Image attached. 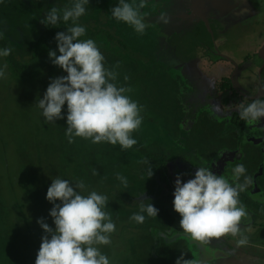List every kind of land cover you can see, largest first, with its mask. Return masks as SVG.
Here are the masks:
<instances>
[{
  "label": "trees",
  "instance_id": "obj_1",
  "mask_svg": "<svg viewBox=\"0 0 264 264\" xmlns=\"http://www.w3.org/2000/svg\"><path fill=\"white\" fill-rule=\"evenodd\" d=\"M97 2L98 0H90L86 14L79 20L87 29L86 35L81 39L95 41L105 57V67L119 73L115 81L118 87H139L141 90L138 97L131 92L129 93L132 94L131 98L144 109L163 107L164 112L156 113L158 119L154 117L155 121L151 115H143L141 128L133 133L138 143L128 150H122L118 144L115 146L109 143L93 144L91 140L79 137L75 138L74 143H69L65 135L66 105L62 113L65 119L57 120L55 124L42 121L43 126H39V133L44 137L48 135L53 142L44 148L36 147V151L32 148L28 155L19 156L16 164L4 160V168L8 171L13 168L14 171V175L7 177L9 186H13L11 189L14 191H23L25 194L22 203L12 199L9 207L18 213L24 209L38 213L30 212L25 220L17 215L13 222H8L9 207L5 208L3 206L5 203L0 198V264H35L44 235L37 221L44 218L50 227H55L49 215L53 205L46 199L47 190L52 178L55 177L74 182L82 180L87 187L83 194L96 191L108 197L106 211L111 214L116 231L111 235L110 249L100 247V250L111 256L112 264H175L176 259L182 254L188 259L191 252L183 240L186 239V235L180 227H176L181 217L178 215L176 218L177 213L170 202L173 185L171 177L166 172L168 157L170 160H176L182 155L178 161L184 163L188 160L189 154L196 153L197 157L194 154V161L189 163L191 170L196 172L198 167L203 166L201 160L210 158L226 144L235 145L230 141L232 134L239 139L233 127L228 129L225 122L211 119L205 110H201L199 115L189 122L188 127H185L186 112L190 107L185 103L187 99L184 97L185 85L178 70L162 64L154 57L149 60V65L144 63L143 65L141 55L136 56L131 52L132 56L124 58L122 51H127L129 47L125 42L126 37L119 35L120 32L114 35L108 29L118 28L121 26L120 23H116L111 17L101 20L98 26L90 25L97 24L100 20L95 10ZM53 6L61 8L71 6V0H3V3H0V21L3 22L0 29L3 30L5 37L0 40V48L11 46L13 49L8 57L0 58L2 65H7L6 75L10 79L3 87L16 86L17 92H29L32 98H43L40 92L47 89L50 81L66 75L58 66L52 64L48 53L54 50L59 55L55 36L58 32L66 31V28L71 26V21L67 23L61 21L54 28H46L40 22L45 18L47 9ZM152 11L151 8L150 12ZM150 45L155 49L153 39ZM106 47L110 49L109 53L104 50ZM170 71L174 76L171 75L169 78L167 75ZM125 76L128 77L127 80L124 79ZM160 87L167 89V94L161 95ZM236 118H240L239 115ZM160 120L166 123L176 121V126L182 127L181 134H178L168 130L164 125L169 133L168 141L175 147V152L171 146L168 150L163 146V140L160 138L163 134L161 131L163 124ZM233 124L237 125V122L234 120ZM55 139L61 142L58 147ZM52 150L57 151V154ZM44 151L52 153V156H59L60 161H56L54 159L56 157L48 158ZM236 152L237 149L234 148L232 154ZM244 155L247 159L249 157V160L256 159V151L248 150ZM145 161L150 162L152 166L151 178L148 177L149 165L145 164ZM250 162L245 165L254 161ZM0 168L3 170L2 165ZM93 169H96L98 175H93ZM191 170L189 174L193 177L195 172ZM117 174L127 178V187L117 179ZM161 184L166 186V195ZM142 200H150L159 213L157 218L147 217L145 214V222L137 224L131 221L130 217L139 212L141 203H150ZM29 205L31 207H27ZM260 226L264 228V222ZM258 230L264 232L262 229ZM115 241L121 243L117 250L114 248Z\"/></svg>",
  "mask_w": 264,
  "mask_h": 264
},
{
  "label": "clouds",
  "instance_id": "obj_2",
  "mask_svg": "<svg viewBox=\"0 0 264 264\" xmlns=\"http://www.w3.org/2000/svg\"><path fill=\"white\" fill-rule=\"evenodd\" d=\"M89 3L90 0H71V6L50 7L40 21L46 28H54L61 21H71V26L55 36L59 55L54 50L48 53L52 64L66 75L52 79L35 106L41 110L45 123L55 124L65 119L62 113L66 105L65 135L69 143L79 137L93 144H118L122 150H128L138 143L133 133L142 126L143 106L131 98V88L117 86L119 73L105 67V57L95 41L81 39L87 29L79 20L86 14ZM145 3L146 0H118L111 9V16L143 35L148 27L142 13ZM4 38L0 29V40ZM12 51L11 46L0 48V58L8 57ZM6 68V64L0 65V80L6 78ZM239 109L240 119L250 125L264 121V99L241 103ZM144 163L149 165L147 174L151 178L152 166L148 161ZM213 165L216 161L198 167L194 178L187 182H182V174H177L173 209L181 217L180 229L190 240L201 244L231 236L237 248L244 247L249 241L241 223L249 214L240 194L248 189L251 177L246 175L247 169L242 163L232 169L230 178L215 174ZM93 175H98L96 169ZM117 179L127 187L126 177L117 174ZM86 191L82 180L52 178L46 199L53 205L49 215L55 227H50L44 218L37 221L44 235L35 264H112L100 250L101 246L112 243L111 235L116 231V224L106 211L108 197L96 191L83 194ZM158 213L151 201L141 203L139 212L130 220L143 224L146 215L157 218ZM175 264H200V261L185 259L182 254Z\"/></svg>",
  "mask_w": 264,
  "mask_h": 264
},
{
  "label": "rangeland",
  "instance_id": "obj_3",
  "mask_svg": "<svg viewBox=\"0 0 264 264\" xmlns=\"http://www.w3.org/2000/svg\"><path fill=\"white\" fill-rule=\"evenodd\" d=\"M152 1L154 2L155 0H152ZM245 2L248 3L249 5H251L255 11L262 13V18H260V19L258 18V20L260 21V25H262V23L264 22V0H245ZM117 4H118V0H98L95 10H96L97 15L99 16L100 20L98 21L97 24L92 23L90 25L95 27V25L96 26L99 25L101 20H106V19L111 18L112 17L111 16V9L114 6H116ZM220 6H221V3H220ZM146 7H147V4L145 3V8ZM83 21H85V19H83ZM151 25L153 27H155L158 24L156 21H153ZM256 26H258V24L255 23L252 26V21L249 20L247 22V24L239 30V35L237 36V38H235L231 34L226 35L228 42L225 45L222 44L223 39L219 38V40L217 42V48L219 49L218 51H219L220 55H223L224 57H226L225 54L227 53L228 55H231V56L235 55L236 57H242V56L252 54L255 51L256 46L259 44V42H261L259 34H257V31L254 32L255 29H253V27H256ZM108 29L110 30V33L116 35L117 31L115 28L109 27ZM151 29H153V28L151 27ZM215 37H217V36L215 35ZM261 38H262V36H261ZM175 39H176V37H175ZM133 40L135 41V43L133 45L129 44L127 51H122V55L124 58H128V56H132L131 53H134L136 56L141 55L140 58H142L141 59L142 64L144 63L146 65H149V60L152 57H155L156 55L161 56L163 54L160 50L152 49V47L150 45V41L152 39L150 40L149 37H144V39L135 37V38H133ZM171 43L173 44L172 39H171ZM173 45H175V43ZM211 45H213V42H212V39L210 38V33H205L204 31H202V32L197 31L194 34L191 33L189 35V37H185L182 40V43H181V40H179V46H180L179 50H178L179 56H178V53L177 52L176 53H177L178 59L181 60V58H182L183 61H186V64H187L186 67H188V64H190L192 62V61H189L188 59H191L193 57L202 58L201 59L202 61L199 64H196L194 66H195L196 74L200 78H202L204 76V78H202V79L206 80L209 77V75H211V73L216 75V72L218 73V71H219V69H217L218 68L217 66H215V68H216L215 69L212 67L211 62L209 63L206 61L207 58L201 57L200 52L206 51V49ZM204 46H205V48H204ZM215 46H216V44L214 43L213 47H215ZM104 50H107L108 53L110 52V49L107 47L104 48ZM203 55H204V52H203ZM212 60L215 61L216 57L213 56ZM161 63L164 64L163 61H161ZM0 65H2L1 60H0ZM139 66H141V65L139 64ZM139 66H137V67H139ZM141 67H143V66H141ZM163 68L165 69L166 72L169 71V70H167V68L165 66ZM143 70H145V69H143ZM251 71L253 72L254 70H251ZM182 72L184 73V68H183ZM247 73L248 72H245L244 75L249 76V74H247ZM250 74H251V72H250ZM163 75H164V73H163ZM171 75L174 76L172 71H170L167 76L170 78ZM168 77H167V79H169ZM9 80L10 79L7 75H6L5 79L0 80V138L2 141V143L0 144V165L3 166V170L0 168V179H1L0 180V198L4 201L5 204L3 206L5 208H8L11 205L12 199L17 200V201L22 203L24 201L25 194L23 191L22 192L21 191H14V189H11L13 186L12 187L9 186V182H8L7 177L14 175V171H13V168H10L9 169L10 171H8L4 168V160L6 159V160L10 161L11 163L15 162V164H16V160H18V157L21 156L22 154L28 155V151L32 150V148L34 149V151H36V147L37 148H44V147L48 146V144H51L53 142V141H51V139L48 138V135H46L44 137V135L39 133V130H40L39 126L40 127L43 126L42 121H44V119L41 116L40 109L35 106L37 97L32 98L29 95V92H27V93L24 91H22V92L18 91L17 92L16 86H14L13 88H5V86L3 87V85L6 84ZM163 80H165V79H163ZM129 88H131L132 92L135 93L136 96L138 97V93L141 89L139 87H134V88L129 87ZM159 89H161V91H162L161 95H165L168 92L167 89L164 90L162 87H160ZM154 90L157 91V89H154ZM45 91H41L40 94H44ZM205 92L207 94H205V93L202 94V96H201L202 98H206L207 95L212 93V88L210 90L207 89V91L205 90ZM130 96H132V94ZM184 97H186V94L184 95ZM212 100L215 101V103H214L215 109L220 111L221 106L218 103L219 102L218 98L217 99L213 98ZM186 101H187V104L192 105L193 107L195 104L198 107L197 104L200 103V99H198L197 95L188 96ZM216 103H217V107H216ZM159 112L160 113L164 112L163 107H162V109L160 107L155 108V109L154 108H148V109L143 108L142 115H144V116L151 115L153 118L155 117L158 119V116H156L155 114L159 113ZM155 118H154V121H155ZM160 122H161V120H160ZM161 123L163 124V125H161V131L163 132V134L161 135L160 138L163 140V146L166 147V149L168 150V147L171 146V144L168 141V139H170V137H169V135H168L169 133L166 131V128L164 127V125L166 127H168V130L170 129L174 133L176 132L178 134H181L182 127L181 126L177 127L176 121H174L172 123H170V122L166 123V121H162ZM148 125L150 126V124H148ZM178 128L180 130H178ZM253 128H254V126H253ZM175 136L178 137L177 134H175ZM54 142H55L57 147L59 146V144H61V142L58 139H55ZM6 143L8 144L7 146H6ZM189 144L190 143L188 142V145ZM185 146H187V144ZM174 148L175 147L171 146V149L175 152L176 150ZM234 148H237L239 151L237 153V155L244 156V157L246 156V155H244L245 152H247L248 150L249 151H256V155H255L256 159H251L250 161H252V162L253 161L257 162L258 160L261 161V159L264 156L261 154L263 152L261 150L262 149L261 146L250 144V143H242L241 146H233V147H230L229 144H227L226 149H225L226 150L225 156L228 157V156H230V154L234 155L231 152ZM53 152L57 154V151H53ZM219 152H221V151H219ZM44 154L48 158L56 157L54 159L56 161L57 160L60 161L59 156H52V153H48L46 151H44ZM194 154L197 157L196 153L189 154L187 156V159H188L187 161L193 162L194 161ZM215 154H216V152H215ZM32 156H34V155H32ZM179 156H181V155H179ZM217 160H218V158H216V156H215V158L212 160V162L216 161V164H218ZM168 161L171 162L169 157H168ZM237 164H233V163L226 164L225 172L227 173L229 168L232 171V169ZM244 166L247 167L246 175L251 177V184L250 185L254 186V184L256 182L255 181L256 177L262 175L261 167H259L257 163L247 164ZM168 172H169L168 175L171 177L173 184L175 185V180H176L177 176H176V172L174 170V166L171 163L168 164ZM262 176L264 177V173ZM259 183H261V181H259ZM161 188L166 195L167 194L166 186L161 184ZM174 190H175V188H174ZM173 200H174V196L172 195L171 202H173ZM27 207H31V206L29 205ZM30 212L33 214L38 213L37 211H32L30 209H24V211H20V213H18L16 210H12L9 207L8 208V216H7L8 219L7 218L6 219L8 222H13L14 219H16L18 216H20L21 219L25 220V218L27 217V215ZM178 215L179 214H176V218H178ZM12 216H14V217L12 218ZM249 218H250V221H248V222H250V223H245V222H243V220L241 223L242 231H243L244 235L247 236L249 243L247 245H245L244 247H240L238 249L241 251L244 250V252L245 251H248V252L254 251V253L259 254L260 251L258 250V248L253 247L252 243L255 242V244H256L258 242H264V232H260L258 230V229L264 230V228H261V226H260L261 223L264 222V220H262L258 215L256 216L254 214H252L251 217H249ZM176 225H177L176 226L177 228L180 227L179 221L177 222ZM185 238L186 239H183V240L186 241V243L188 245L187 247L190 249V252H191V255L189 256L188 259H197L200 261V264H226V262L224 260H222V258L225 256L228 257L229 253L227 252V250L228 249L231 250V249H233V247L237 248L236 240L234 238H232L231 236L222 237L219 240L213 239L210 243H207V244H201L200 242L192 241L187 236H185ZM167 240L170 241L172 239H167ZM115 243L116 244H115L114 248H115V250H117V248H119L121 246V243H119V241H115ZM101 247L102 248L108 247L107 248V250H108V249H110L111 245L101 246ZM219 247H222L224 249V252L222 251V248H219ZM115 253L119 254V252L118 253L115 252ZM239 253H242V252L239 251ZM245 253H247V252H245ZM245 253H244V255H245ZM262 253L264 254V251H262ZM33 255H35V254H33ZM237 255H238V253L236 252L234 254V256H237ZM107 256L109 257L110 255L107 254ZM109 259H111V256Z\"/></svg>",
  "mask_w": 264,
  "mask_h": 264
},
{
  "label": "flooded vegetation",
  "instance_id": "obj_4",
  "mask_svg": "<svg viewBox=\"0 0 264 264\" xmlns=\"http://www.w3.org/2000/svg\"><path fill=\"white\" fill-rule=\"evenodd\" d=\"M167 2H174V0L171 1L155 0L154 2L152 0H146V4L150 5L149 7L152 8V10L155 11L156 13L159 12L158 9L166 8ZM176 2L177 5H175L174 9H169V10L167 9V12L172 14L176 13L178 17L181 14V11L184 9L183 2H185V0H176ZM234 4H238V3H234ZM240 5L242 6V9L245 8L247 12L248 10L251 11L253 10L254 13L258 12L255 11L252 8V6L246 3L244 0H240ZM163 12L165 13V10H161L160 14ZM257 16H259V19L262 18V13H257ZM249 20L252 21V26L255 23L258 24V26L253 27V29H255L254 32L257 31V34H259V37L261 39V42H259V44L256 46L255 51L250 55L242 56L241 59H239V61L235 60L234 57L235 55L231 56L228 55L227 53L225 54L226 57L220 55L218 51L219 49L217 48V42L219 38L223 39L222 42L223 45H225L228 42L226 35L231 34L235 38H237V36L239 35V30L243 26H245ZM228 22L229 21L225 23L226 26L222 25V31H224L223 35H221L222 32L220 34L216 32L217 37H215V34L213 36L210 35L213 45L209 46L206 49V51H203L204 55L203 52H200L201 57L207 58L206 61L209 63L211 62L213 68H215V66L218 67L217 69H219V71L218 73L216 72V75L211 73V75H209V77L206 80H203L202 78H204V76L200 78L196 74L194 65L199 64L202 61L201 60L202 58L200 57L198 58L193 57L191 59H188L189 61H192L190 64H188V67H186L187 66L186 61H183L182 58L181 60L178 59L179 56L178 50L180 47L179 40H181L182 43V40L185 37H189L191 33L194 34L195 32H197L198 30L196 29H198V27H195L194 29H192V31H186L187 34L184 35L181 33L182 31L179 30V28L171 27L169 32L174 31L175 35L169 38L167 37V34L169 33L168 32L165 36L158 37V43L164 42L165 44L168 43V45L170 46L172 39L173 44L175 43V45L172 46V48L174 49L171 51L170 50H165L164 52L161 51L163 54L161 56L156 55L154 59L156 58L159 61H163L164 64L172 67V69L178 70L177 72L185 85V94L187 98L188 96L191 95H197L198 99H200V103L197 104L198 107L196 106V104L194 105V107L192 105H189L190 110L186 112L187 118L186 121L184 122L185 127H188L189 122L192 121L194 118H196V116L199 115V112L201 110H205L211 119L225 122V126H227L228 129H231V127L234 128L237 136L239 135L238 136L239 139H236L235 138L236 136H234L233 134L230 137V141L232 143L233 142L235 143L234 146H241L242 143L259 145L261 146L262 148L261 150L263 151L262 153L264 155V121L256 122L250 125L245 121L241 120L240 118H236V116L239 115V110H240L239 105L241 103L247 104L255 99H264V62L258 56V52L264 44V22L262 23V25H260V21L258 19H251V16H247L246 20L241 21V23L237 22V23H233V25H230V23ZM197 23L203 27L201 28L202 31H204L205 33L208 32V30L206 29L207 27L206 28L204 27L205 25L204 21H202L199 17L196 16L193 19L192 23L190 24L196 25ZM224 27H226V29H224ZM152 39L154 40V37ZM158 43L157 41L155 42L156 45ZM214 43L216 44L215 47H213ZM176 52L178 53V56ZM213 56L216 57L215 61L212 60ZM183 68H184V73L182 72ZM251 70L254 71L252 72ZM245 72H248L247 74H249V76L244 75ZM211 88H212V93L207 95L206 98H202L201 97L202 94L204 93L207 94L205 90L207 91V89L210 90ZM213 98L215 99L218 98L219 101L218 103L221 106L220 111L215 109L214 107L215 101L212 100ZM216 107H217V103H216ZM234 120L237 122V125L233 124ZM226 145L223 146L220 150H218L216 154L215 153L212 154L210 158H207L206 160H201V164H203V166L211 165L212 160L216 156V158H218L217 160L218 164L212 166L213 172L217 175H224L226 178H229L232 175V171L229 168L227 173L225 172L226 164L242 163L245 165L246 163H249L250 160L249 157L247 159V157L237 155V153L239 152L237 148H236L237 152L234 155L230 154V156L226 157L225 156ZM181 156L177 158L181 159ZM178 159L170 160L171 162L169 161L167 162V167H166L167 174L169 173L168 164L171 163L174 166L176 176L177 174H182L181 176L182 182H187L189 179L194 178V176L192 177L189 174V171L192 169L189 166V163H191V161H186L188 163L186 162L182 163L180 160L178 161ZM253 163H257L258 166L261 167V171L263 175L264 156L261 159V161L258 160L257 162L254 161ZM191 171L195 172V170H191ZM262 175L256 177L255 180L256 182L254 186L249 185L248 189L240 194V200L242 204L246 207L249 217H251V215L254 214L256 216L258 215L262 220H264V177ZM259 181H261V183H259ZM172 185H174L173 181H172ZM173 192H174V186H173ZM171 197H170V202H171ZM171 203L173 204V202ZM248 221H250V218L243 220V222L245 223H250Z\"/></svg>",
  "mask_w": 264,
  "mask_h": 264
},
{
  "label": "crops",
  "instance_id": "obj_5",
  "mask_svg": "<svg viewBox=\"0 0 264 264\" xmlns=\"http://www.w3.org/2000/svg\"><path fill=\"white\" fill-rule=\"evenodd\" d=\"M183 3L184 9L182 11L179 10L181 11V14L178 17L176 13L172 14L167 12V9H174L175 5H177L176 0H174V2H167L166 8L158 9L159 12L157 13L155 11L150 12V5H147L146 8L144 7L142 9V13L145 17V22L147 23L148 27L143 35L137 34L130 26L122 22H117L115 20L116 23L121 24L120 27L115 28L117 31L116 35L118 34V32H120L119 35L125 36V42H127L128 45H133L135 43L133 37L141 39H144V37H149L150 40L154 37L153 41H157L158 43V37L165 36L170 31L171 27L179 28V30L182 31L181 33L183 35L187 34L186 31H192V29H194L195 27H198V29H196L198 30V32H202L201 28L203 27L198 23L196 25L190 24L196 16L199 17L202 21H204V27H207L206 29L208 30L207 33H210V35L212 36L214 34L216 35V32L219 34L222 32L221 35H223L224 31H222V25L226 26L225 23L227 21H229L228 23H230V25H233V23H241V21H245L247 16H251V19L259 18L257 16V13L259 12L254 13L253 10H248L247 12L245 8L242 9V6L240 5V0H185V2ZM161 10H165V13L163 12L160 14ZM161 17H164V19H161ZM153 21H156L158 25L153 27L151 25ZM151 27L153 29H151ZM224 29H226V27H224ZM174 35L175 32L172 31L167 34V37L170 38ZM172 46H174L172 43L169 46L168 43L165 44L163 42L158 43L155 46V49L163 52L165 50L171 51L174 49L172 48ZM239 59H241V57L235 58V60L237 61H239ZM252 246L258 248L260 253L256 254L254 253V251H245L247 252L245 253L244 250L241 251L238 248L233 247V251L230 249L227 250L229 255L228 257H223L224 259L222 258V260H224L226 264H264V254L262 253V251H264V242H258L256 244L255 242H253ZM222 251L224 252V249H222ZM239 251L242 253H239ZM236 252L238 253V255L234 256Z\"/></svg>",
  "mask_w": 264,
  "mask_h": 264
},
{
  "label": "water",
  "instance_id": "obj_6",
  "mask_svg": "<svg viewBox=\"0 0 264 264\" xmlns=\"http://www.w3.org/2000/svg\"><path fill=\"white\" fill-rule=\"evenodd\" d=\"M258 56H259V58H261L262 61L264 62V44H263V46L261 47V49L259 50V52H258Z\"/></svg>",
  "mask_w": 264,
  "mask_h": 264
}]
</instances>
